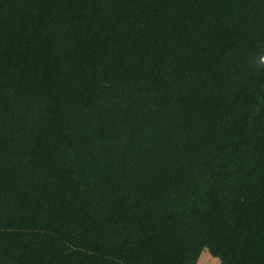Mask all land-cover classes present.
I'll use <instances>...</instances> for the list:
<instances>
[{
  "label": "trees",
  "instance_id": "obj_1",
  "mask_svg": "<svg viewBox=\"0 0 264 264\" xmlns=\"http://www.w3.org/2000/svg\"><path fill=\"white\" fill-rule=\"evenodd\" d=\"M264 0H0V264H264Z\"/></svg>",
  "mask_w": 264,
  "mask_h": 264
},
{
  "label": "crops",
  "instance_id": "obj_2",
  "mask_svg": "<svg viewBox=\"0 0 264 264\" xmlns=\"http://www.w3.org/2000/svg\"><path fill=\"white\" fill-rule=\"evenodd\" d=\"M204 261H208L209 264H218L219 260L217 258L211 257L207 251V249L203 250L197 264H202Z\"/></svg>",
  "mask_w": 264,
  "mask_h": 264
},
{
  "label": "built area",
  "instance_id": "obj_3",
  "mask_svg": "<svg viewBox=\"0 0 264 264\" xmlns=\"http://www.w3.org/2000/svg\"><path fill=\"white\" fill-rule=\"evenodd\" d=\"M261 61L264 62V55L262 56Z\"/></svg>",
  "mask_w": 264,
  "mask_h": 264
},
{
  "label": "rangeland",
  "instance_id": "obj_4",
  "mask_svg": "<svg viewBox=\"0 0 264 264\" xmlns=\"http://www.w3.org/2000/svg\"><path fill=\"white\" fill-rule=\"evenodd\" d=\"M202 264H209L208 261H204V263L202 262Z\"/></svg>",
  "mask_w": 264,
  "mask_h": 264
}]
</instances>
